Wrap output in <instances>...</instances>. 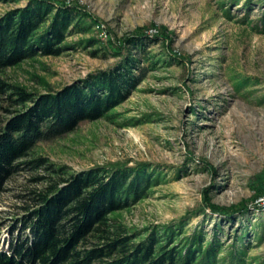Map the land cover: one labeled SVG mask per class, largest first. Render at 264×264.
Instances as JSON below:
<instances>
[{"label":"rangeland","instance_id":"374dc122","mask_svg":"<svg viewBox=\"0 0 264 264\" xmlns=\"http://www.w3.org/2000/svg\"><path fill=\"white\" fill-rule=\"evenodd\" d=\"M66 1L94 17L92 30L69 35L60 55L9 67L8 80L35 92L79 82L120 61L113 46L140 27L158 36L144 50L156 63L109 117L41 141L34 154L75 171L146 163L161 172L160 182L115 213L123 224L153 229L181 222L184 234L203 229L225 248L245 245L246 264H264V209L255 207L264 194V0ZM19 5L0 4V17ZM92 36L100 43H81ZM35 174L17 172L0 194V250L21 233L14 228L19 196L42 185ZM207 203L246 209L227 216Z\"/></svg>","mask_w":264,"mask_h":264},{"label":"trees","instance_id":"16d2710c","mask_svg":"<svg viewBox=\"0 0 264 264\" xmlns=\"http://www.w3.org/2000/svg\"><path fill=\"white\" fill-rule=\"evenodd\" d=\"M4 3L20 5L0 17V194L23 169L37 173L32 180L42 185L19 196L22 214L14 228L21 233H13L9 250H0V264H246L245 245L225 248L220 237L208 239L203 229L184 234L181 222L137 229L115 216L160 182L161 172L146 163L75 171L34 154L41 141L62 137L82 121L109 117L156 63L144 50L158 36L137 28L113 46L122 56L113 66L60 89L35 92L8 80L6 70L38 55L62 54L68 36L91 31L96 20L66 0H0ZM81 43L91 46L100 38ZM207 204L227 216L246 209L244 203Z\"/></svg>","mask_w":264,"mask_h":264},{"label":"built area","instance_id":"2783aa9c","mask_svg":"<svg viewBox=\"0 0 264 264\" xmlns=\"http://www.w3.org/2000/svg\"><path fill=\"white\" fill-rule=\"evenodd\" d=\"M257 206L262 207L264 209V194L257 199L255 207Z\"/></svg>","mask_w":264,"mask_h":264}]
</instances>
